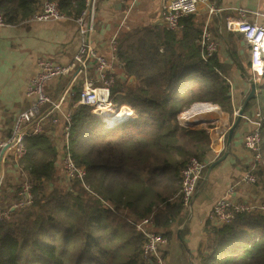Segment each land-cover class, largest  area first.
I'll return each instance as SVG.
<instances>
[{"label": "trees", "instance_id": "obj_1", "mask_svg": "<svg viewBox=\"0 0 264 264\" xmlns=\"http://www.w3.org/2000/svg\"><path fill=\"white\" fill-rule=\"evenodd\" d=\"M45 1H56L71 18L85 6V0H0V16L7 24H20ZM201 36L202 30L190 24L181 35L159 25L118 35L116 55L125 80L115 77L112 99L131 106L137 117L106 131L100 127H108L104 118L94 119L74 100L70 152L86 169L83 182L60 185L57 142L46 134L26 137L27 154L19 167L32 183V204L12 209L20 186L1 184L0 264H158L144 254L145 238L134 223L153 216L158 231L177 240L171 226L183 209L180 171L191 156L204 160L207 154L208 147L192 149L191 140L210 141L207 132L180 126L178 117L197 102L217 104L230 117L233 112L230 67L218 53L202 59ZM242 40L241 35L225 36L242 76L252 79L250 59L239 52ZM132 77L134 85L128 82ZM257 102L264 156V86L257 85V97L245 112ZM237 118L231 117V126ZM187 232L180 233L182 246ZM207 235L204 249L198 250L199 264H264V214L239 215L209 228Z\"/></svg>", "mask_w": 264, "mask_h": 264}, {"label": "built area", "instance_id": "obj_2", "mask_svg": "<svg viewBox=\"0 0 264 264\" xmlns=\"http://www.w3.org/2000/svg\"><path fill=\"white\" fill-rule=\"evenodd\" d=\"M118 1L126 2L127 0ZM97 3L98 0H85L83 10L74 18L81 43L71 64L64 65L50 58H39L37 60L36 72L26 89L27 97L31 98L30 106L17 114L10 136L0 137L1 157L11 160L16 167H19L20 160L27 154L26 137L39 134L52 137L54 132L50 129L49 124L60 125L62 131L61 139L57 144V168L61 169L66 186H70L75 180L83 182L87 174L85 167L77 165L70 152L73 113L70 107H66V103L78 83H82V88L76 105L88 107V113L94 119L100 120L98 119L99 115L95 113H101L106 108L113 111V114L111 113L107 117L113 116L119 122L137 117L131 106H118L112 99V86L115 77H117L113 69L115 64L121 67L124 64L120 62L116 55L117 36L111 41L110 49L112 53L110 56L103 53L94 43ZM203 4L208 5L212 14L221 11L216 4L210 3V0H162L163 26L168 30L178 31L181 28L182 20L196 14ZM238 12L241 18H229L226 24L227 30L240 33L243 36L244 41L250 48V67L253 82L256 85L264 86V25L249 19L250 12L246 8H239ZM258 15L259 13H256V16ZM65 17L67 16L61 12L56 1H45L41 10L28 20L36 22L55 21ZM6 25H8L7 22L0 16V30ZM219 46L220 43L213 36L209 26H205L201 36L202 59L208 61L217 53ZM69 75H72V80L65 93L59 99L53 100L47 92L48 84L55 79L68 77ZM214 114L217 116L211 117ZM226 115L217 104L197 102L179 115L178 122L180 126L187 127L186 123L188 121L209 120V123L201 124L205 126L218 124V119ZM239 115L240 108H237L233 111V116L237 118ZM242 118L249 122L252 127L243 137L244 146L251 155V165L244 172L239 182L230 186L225 196L215 203L211 212L215 227L231 223L242 214L257 211L264 214V202H236L229 197L241 183L252 185L258 183V172L264 169V156L261 151L262 112L260 109L255 108L245 112ZM118 125L111 127L100 125V127L106 131H112ZM223 125L225 129L218 135L215 144L212 145L215 158L225 149L226 135L231 128L227 121L221 126L223 127ZM207 166L208 163L205 160L191 156L188 163L181 169L179 196L183 207L187 208L190 205ZM1 182L0 180V184ZM18 185L20 186V199L12 206V209L27 207L32 204V183L21 170L19 171ZM3 215L9 216L8 211H4ZM134 225L136 230L145 238L144 254L154 258L158 264L164 263L162 252L169 244V239L157 230L155 218L148 216L135 221Z\"/></svg>", "mask_w": 264, "mask_h": 264}, {"label": "crops", "instance_id": "obj_3", "mask_svg": "<svg viewBox=\"0 0 264 264\" xmlns=\"http://www.w3.org/2000/svg\"><path fill=\"white\" fill-rule=\"evenodd\" d=\"M161 2L162 0H127L126 2L98 0L95 45L103 53L110 56L112 53L111 41L115 36L118 37L121 32L145 25L163 26ZM210 3L216 4L221 11L212 14L208 5L203 4L196 14L191 15V20L185 18L187 19L185 22L200 30L209 26L213 36L219 41L220 46L217 53L222 62L230 67V94L234 111L241 108L250 94L253 78L243 77L240 66L232 60V56L228 53L225 36L228 33L241 34L228 31L226 24L229 18H241L238 9L246 8L250 12L249 19L264 25V0H220L219 2L210 0ZM256 13L259 15L256 16ZM186 24L181 23L182 26L177 31L178 34H182ZM80 43L77 24L71 17L55 21L26 20L16 25L8 24L0 30V137L10 136L17 114L30 106L31 98L27 97L26 89L36 72L37 60L50 58L64 65L71 64ZM241 46L240 55L242 56L247 48L250 59V48L244 39L241 41ZM113 70L118 78L125 80L121 66L115 64ZM71 80L72 75L51 81L47 86L48 94L53 100L59 99L65 93ZM128 82L134 85L135 79L129 78ZM81 88L82 83L80 82L73 89V94L69 96L66 107H70L74 100H79ZM258 103L253 104L247 112L255 108L260 109L257 106ZM231 117L234 118L233 112ZM231 117L227 114L218 119V124L197 125L190 128L194 131L203 130L208 134L210 139L208 143H205V140H191L192 149L195 148L194 145L203 147V149L208 147L207 154L203 157L208 166L190 205L187 208L183 207L180 219L174 221L171 226V231L177 230L178 234L177 240H169L164 258L166 264L200 263L198 250L204 249L208 239V230L215 227V221L211 218L215 203L225 196L230 186L239 182L244 172L251 165V155L244 146L243 137L252 127L245 120L235 130L230 145H227L228 131L225 149L215 158L212 145L215 144L216 138L225 129L224 125L223 127L218 125H222L226 121L231 125ZM49 127L54 132L51 137L52 140L59 144L62 127L52 124H49ZM227 150L229 151L227 158L216 164L209 173L211 164L217 162ZM57 169L58 175L62 177L59 184L66 186L61 169L59 167ZM19 171V167H16L11 160L3 159L0 155V173L2 176L5 174L1 182L3 186L6 187L7 184L19 179ZM6 176L7 179H5ZM258 176V183L253 185L241 183L229 197L236 202H264V169L258 172ZM257 212L261 213L260 211ZM130 219L133 217L130 216ZM179 220H185L184 224L181 225ZM156 228L158 230L157 223ZM184 228H187L188 232L183 239L185 246H182L179 243V236Z\"/></svg>", "mask_w": 264, "mask_h": 264}, {"label": "water", "instance_id": "obj_4", "mask_svg": "<svg viewBox=\"0 0 264 264\" xmlns=\"http://www.w3.org/2000/svg\"><path fill=\"white\" fill-rule=\"evenodd\" d=\"M257 97V85L256 83H254L252 81L251 83V91L250 94L247 96L244 104L241 106L240 108V115L237 118V120L234 122V124L231 126L230 131H229V135H228V139H227V145H230L232 142V138H233V134L237 128V126L240 124V122L242 121V116L245 113L246 107L248 105V103L253 99ZM127 120H123L121 122H119L118 124H122V122H126ZM209 120H195V121H188L186 123L187 127L189 128H194L197 125H201V124H205V123H209ZM229 151L227 150V152L214 164H211L210 168H209V173L210 171L213 169V167L218 164L221 163L222 161H224L227 156H228Z\"/></svg>", "mask_w": 264, "mask_h": 264}, {"label": "bare ground", "instance_id": "obj_5", "mask_svg": "<svg viewBox=\"0 0 264 264\" xmlns=\"http://www.w3.org/2000/svg\"><path fill=\"white\" fill-rule=\"evenodd\" d=\"M111 113L113 114V111L110 108H106L103 112L95 113V114L99 115L102 118H104L105 121H106V125L108 127H111V126L117 125L119 123V121H117L115 118H113V116L107 117V115H109Z\"/></svg>", "mask_w": 264, "mask_h": 264}, {"label": "rangeland", "instance_id": "obj_6", "mask_svg": "<svg viewBox=\"0 0 264 264\" xmlns=\"http://www.w3.org/2000/svg\"><path fill=\"white\" fill-rule=\"evenodd\" d=\"M248 52H249V50L246 48V49H245V52H243L244 54L242 53V56H245V58H246V56H248ZM259 86L261 87V86H263V85H258V87H259ZM125 105H126V104H125ZM118 106H121V105H118ZM190 108H191V107H190ZM190 108H189V109H190ZM135 113H136V112H135ZM136 116H137V115H136ZM215 116H217V115H214V116L211 115V117H215ZM220 126H221V125H220ZM193 156H194V155H193ZM12 167H13V165H12ZM14 169H16V168H14ZM4 176H5V174H4ZM4 176H2V174L0 173V180H1V181H3ZM59 176L61 177V175H59ZM5 179H7V176L5 177ZM5 179H4V180H5ZM61 179H62V177H61ZM61 179H60V180H61ZM64 180H65V179H63V181H64ZM61 181H62V180H61ZM18 182H19V179H16V181L14 180L13 183H11V186H12V184H13L15 187H17V186H18ZM7 185H8V184H7ZM0 186H1V185H0ZM0 194H1V193H0ZM167 248H168V244H167V246L165 247V249H164L163 252H162V260H163V261H164V257H163V255H164V253H165V251H166ZM162 264H166L165 261H164V263H162Z\"/></svg>", "mask_w": 264, "mask_h": 264}]
</instances>
